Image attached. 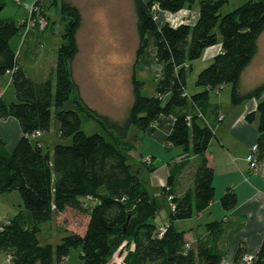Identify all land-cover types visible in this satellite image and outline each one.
Segmentation results:
<instances>
[{
	"label": "trees",
	"instance_id": "obj_1",
	"mask_svg": "<svg viewBox=\"0 0 264 264\" xmlns=\"http://www.w3.org/2000/svg\"><path fill=\"white\" fill-rule=\"evenodd\" d=\"M41 1L48 8L56 7L65 23L64 41L44 80L31 77L19 63L16 41L26 21L0 19V77L12 72L17 96L10 104L0 99V114L13 116L24 131L11 151L0 140V193L19 191L22 204L33 217L28 223L21 210L3 224L0 249L9 251L15 264H62L74 247L81 249L84 264H109L123 249L126 253L120 264H220L224 254L219 247L225 230L222 222H208L207 234L194 243L174 222L205 210L215 197V170L207 151L216 136L214 123L223 116L219 115V106L210 103L214 90L230 85L235 105L259 100L257 110L247 118L258 119L259 156L264 159V82L242 89L243 73L257 55L264 32V0H248L226 14L221 10L228 0H135L140 38L137 59L149 46V33L154 34L156 58L163 70L156 94L150 96L143 94L145 82L134 72V101L121 121L89 106L75 81L73 62L80 51L81 10L69 0ZM155 2L158 10L152 7ZM195 4L199 5L195 24H159L161 10L176 13ZM217 27L223 36L222 51L198 75L196 85L204 90L188 95L193 62L218 43ZM71 98L75 108L65 109ZM82 114L97 121L105 133L87 134L82 128ZM162 115L175 117L168 141L181 147L185 158L170 165L164 191L174 208L169 225L160 235L163 226L155 222L157 198L135 169L130 152ZM58 122L61 137L72 142L45 149L33 134L51 130ZM193 165L191 182L179 194L180 175ZM85 198L96 200V204L86 207ZM221 205L226 210L235 208L236 191L226 190ZM68 208H91L86 232L68 233L56 245L42 244L38 233L43 226ZM253 264H264V241Z\"/></svg>",
	"mask_w": 264,
	"mask_h": 264
},
{
	"label": "crops",
	"instance_id": "obj_2",
	"mask_svg": "<svg viewBox=\"0 0 264 264\" xmlns=\"http://www.w3.org/2000/svg\"><path fill=\"white\" fill-rule=\"evenodd\" d=\"M21 1H23L30 8L36 0ZM69 1L76 5L81 10L83 15V12H85L83 10V7H81V5H79L75 0ZM108 1L109 4H112L114 2V0H85V2H89L91 4V7L95 8L98 7L97 3L102 2V5L106 6V4L104 3H107ZM117 2L118 1H116L115 3ZM117 13H120L119 17L121 18L119 20V24L122 26L123 23H125L123 12ZM160 13L162 15V21H159L157 17L160 25L166 22H169L173 26H177L181 23L195 24L199 17V5L195 4L192 9L184 8L176 13L165 10H161ZM39 17L40 16L38 14L33 15V12H31L29 18L22 17L18 19V22H22L24 20L26 21V28L23 29L21 34L23 37L21 41L22 43H25L26 38L32 31V27H35L34 25L29 24V29H27V24L30 22V19H36ZM136 22L137 13L135 24ZM82 27L83 23L81 29ZM21 35L19 36L18 41L21 39ZM18 41H16L17 46ZM22 43L20 44L21 47L18 49V54L21 55L22 53L21 58L23 57V64L21 66H23L27 73L34 79L44 80L47 77L51 66L55 64V58L48 65L44 64V66L40 70L41 74L38 78H35L34 75L30 73V69L34 67V64H32L31 61L34 59L35 62H37L39 58H44V60H46V52H44L42 48H38V52H33L34 48H31L30 45L27 46L25 52H22V46H24V44ZM149 44H151L152 46L151 51H147V47L144 54H142L138 59L136 57L133 61L132 71L130 72L131 79L133 78L134 72L137 74L141 73L142 70L149 72L153 71V69H157L158 77H160L163 70V64L159 63L156 58L154 34L149 33ZM96 45L97 44L95 43H86L85 46H81L79 44L80 51L73 62V75L75 81L79 86L81 96L89 106L103 115H106L114 120L121 121L124 118L114 117L112 115V112H115L114 109L118 108L116 106L124 102L127 105V112L129 111L134 101L133 89L132 92H127V97L125 94L126 92L123 90L121 85H119L115 89L113 83L117 78L114 75H116L117 73L118 77L120 78L119 67L117 70H115L114 66L110 69L98 68L97 65L99 59L97 57L87 55V52H83V49L86 48L96 49ZM41 46L43 47V44ZM221 51L222 39L219 38L217 44L208 47L205 50L201 59H203V61L207 63H211L213 61V58ZM250 65L246 68L243 75L250 67ZM127 74L129 73L127 72ZM12 77V72H9L6 75L0 77V99L6 104H10L11 102L17 100L15 85L13 84ZM223 87L224 86H222V88ZM222 88L214 90L210 95L211 105L219 106V115L223 116L220 121L214 123L216 136L211 141L209 149L207 151L209 164L215 170V197L205 210L196 213L189 219L177 220L174 223L178 229L186 231V238L190 242L194 243L196 242V240L207 234L206 224L208 222H222L225 230L219 240V247L221 250H223L224 254L220 264H253V262H247L244 257L247 254L256 255L264 241V159L262 160L260 171L257 173L253 172L250 168V163L247 160V156L250 153L251 147L255 143H258L260 132L258 119L255 121H250L247 118V115L257 110L259 100L253 98L235 105L231 100V90L226 92L225 90H221ZM249 89L250 88L245 90ZM202 90H204V87H199L196 85L194 89L189 90L187 86L188 95L200 92ZM113 99H116L114 100L115 104ZM105 104L115 106L113 107L114 109L111 108L112 112H110L109 109L105 107ZM211 120L214 121L213 118H211ZM174 123V116L162 115L155 123V125L150 127L146 131V133L143 134L142 138L136 142L135 148L130 153H132L136 148H141V153L138 154L137 158L139 160V157H141L140 162L142 166H157V162L159 160L157 155L159 150L156 151V148L160 147H162V149L165 148L167 152L172 154V158L168 162V176L170 175V165L185 158V154L183 153L182 148L171 146L168 141V137L173 131ZM57 124L58 123H55L54 125L57 126ZM51 133L53 132H42L40 136L36 137V139L39 140L41 145L44 147L45 145H47L48 147H54L57 143H60V141H58L56 138L52 141L49 136V134ZM23 136L24 131L21 127V124L13 116H6L0 120V140L5 144V147L8 150H13ZM148 157H151V161L146 160ZM190 158L194 160L195 156L190 155ZM193 163L195 164V162ZM195 165H193L191 168H186L180 175V181L178 184L179 194L184 192L185 189L189 186L191 182V173L192 170H194ZM142 169L143 168H137L140 174L144 172ZM186 172L190 173V179L187 183H183V176ZM166 185L167 183L165 184V186ZM228 189L235 190L238 195V205L232 210H226L221 205V197ZM11 193L14 192L12 191ZM14 195L17 203L20 206L19 211L24 210L21 207V205H23V201L20 193ZM170 200L172 202L171 198ZM84 202L87 203L86 207L90 206L91 208L94 204H96V200L94 199L85 198ZM91 208L89 209V211L68 208L64 212L58 214L52 220V222L59 228L66 231L64 235L71 232H76L83 235L87 230V226L90 220ZM172 208H174L173 203ZM24 212L28 223H32L33 219L29 218L27 209L24 210ZM14 215L9 217V220ZM82 216H86L84 226L80 230L70 229L68 225H70L71 222L73 224H79V222L82 220ZM179 223L183 224L184 227H179ZM168 225L169 223L158 224V227H164ZM7 254L9 256L10 252L0 249V264H15L13 261L9 260Z\"/></svg>",
	"mask_w": 264,
	"mask_h": 264
},
{
	"label": "rangeland",
	"instance_id": "obj_3",
	"mask_svg": "<svg viewBox=\"0 0 264 264\" xmlns=\"http://www.w3.org/2000/svg\"><path fill=\"white\" fill-rule=\"evenodd\" d=\"M81 7H83L84 20L83 27L79 31L78 38L79 44L81 46H85L86 43H95L97 44V48H86L83 49V52H87V55L92 57H97L98 68H115V70L120 69V78L118 74L114 75L117 79L115 80L114 87L115 89L121 85L123 90L130 93L133 89L132 79L130 78V72L132 71L133 61L137 57V47L139 45V33L137 29L136 20V4L134 0H114L112 4H109V1L106 6L102 5V2L97 3L98 7H91L89 2H85V0H75ZM118 1L117 3H115ZM248 0H228L227 3L223 6L221 13L226 14L235 8L239 7L243 3ZM84 3V4H83ZM45 4V6L43 5ZM102 5V6H101ZM32 7H28L21 0H0V19L4 18H15L20 19L22 17L29 18L31 12H38L37 14L40 17L46 18L48 24L45 28H42L40 24L35 21V27H32V31L26 38L25 43H22V35L21 39L18 41L17 38L18 49L21 47L20 44H24L22 46V52H25V49L28 45L31 48H34L33 52H38V48H42L44 52H46V60L44 58H39L37 62L33 59L31 62L34 64V67L30 69V73L34 75L35 78H38L41 74L40 70L44 66V64H49L55 58H57V53L59 47L62 45L63 39V31H64V20L62 19L61 13L56 7L48 8L46 3H43L41 0H36ZM33 9V10H31ZM46 13H43L42 11ZM48 10V12H47ZM42 12V13H41ZM123 12L124 21L123 25L119 24L120 13ZM39 19V18H36ZM159 21H162L161 13L158 16ZM35 20V19H34ZM122 21V20H121ZM216 32L218 33V37L223 40V36L220 32L219 27L216 28ZM153 37V36H152ZM43 44V47L41 46ZM87 46V45H86ZM152 46L149 44L148 50L151 51ZM22 53L20 55V65L23 64V57L21 58ZM96 64V63H95ZM210 63L203 61V59L199 58L193 62V70L189 75L187 86L188 89L192 90L196 86V80L198 78L199 73L208 66ZM123 67V69H122ZM122 70V71H121ZM127 72L129 74H127ZM138 77L145 81V85L143 87V94L145 95H153L156 94V88L158 84V71L157 69H153V71H141V73H137ZM136 74V75H137ZM120 79V80H119ZM100 80V79H99ZM118 80V81H117ZM100 82V81H99ZM264 82V32L259 39V51L255 56L253 62L250 67L247 69L245 74L242 77V89L254 88L255 86ZM221 90L230 91L231 86L225 85ZM231 92V91H230ZM110 98V97H109ZM116 99H113V101ZM115 104V101H114ZM123 104V105H122ZM119 104L117 109H114L113 106L109 104H105V107L112 112L111 108L115 110L112 112L114 117L125 118L127 116L126 104L125 102ZM65 109H74L75 105L73 99L71 98L64 105ZM83 124L82 128L87 134L92 133H105L103 127L95 120L89 118L87 115L82 114ZM60 122H58L57 126H53L52 130L44 131V133H49L50 139L52 141L56 138L60 143H71V138L64 139L61 137L59 133ZM35 141H38L37 139ZM53 146L48 147L45 145V149H52ZM159 150V151H158ZM158 151V164L153 170L150 169L147 165L142 166L138 154L141 153V148H136L132 153L131 162L133 163L135 169L143 168L141 176L146 182L151 193L157 198L159 211L155 218V222L158 224H164L170 222V215L173 210L172 202L164 191L165 184L168 181V162L172 158V154L167 152L165 148L162 149L156 148ZM151 166V165H149ZM141 171V170H140ZM190 179V173L186 172L183 176V183H187ZM164 180V181H163ZM14 193L6 192L0 193V229L2 224L8 222L9 217L14 215L19 211V204L15 198L14 194H19V191L14 190ZM21 207L25 209L24 205ZM27 214L29 218L33 219L32 213L27 209ZM86 216H82V220L79 224L70 223L69 228L73 230H80L85 224ZM5 222V223H4ZM73 224V225H72ZM179 227H184L183 224H178ZM186 227V226H185ZM66 231L64 229L59 228L52 221L46 223L43 226L42 231L39 232L40 241L42 244H59L62 241V237ZM120 251L109 264H119L121 262L122 254L126 252ZM8 256V254H7ZM62 264H84L83 259L81 258V249L74 247L71 249V252Z\"/></svg>",
	"mask_w": 264,
	"mask_h": 264
},
{
	"label": "built area",
	"instance_id": "obj_4",
	"mask_svg": "<svg viewBox=\"0 0 264 264\" xmlns=\"http://www.w3.org/2000/svg\"><path fill=\"white\" fill-rule=\"evenodd\" d=\"M152 7H153V9L154 10H158L159 9V6H158V3L157 2H155V3H153V5H152ZM33 10V9H32ZM32 12H34V11H32ZM158 17V16H157ZM35 21H37L39 24H40V26L42 27V28H45L46 27V25L48 24V21L46 20V18H44V17H39V19H30V22L27 24V29H29V26L30 25H35ZM30 24V25H29ZM3 117L1 116V114H0V120L2 119ZM41 135V132L40 131H37L35 134H33V137H38V136H40ZM147 161H151V157H148L147 159H146ZM247 160L249 161V163H250V168H251V170L253 171V172H259L260 171V169H261V163H262V159L260 158V156H259V144L258 143H255L252 147H251V149H250V153H249V155L247 156ZM171 198V197H170ZM1 229H3V225H2V227H1ZM164 232H165V228L163 227V228H161V232H160V235H163L164 234ZM188 245H190V244H188ZM8 258H9V260H11L12 261V259H13V256H12V254H9V256H8ZM245 260L247 261V262H254V260H255V255L254 254H247V255H245Z\"/></svg>",
	"mask_w": 264,
	"mask_h": 264
}]
</instances>
